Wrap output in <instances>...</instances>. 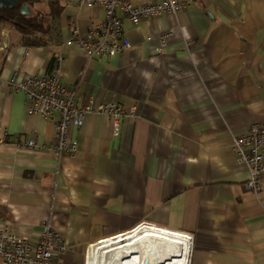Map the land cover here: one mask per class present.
<instances>
[{
	"label": "crops",
	"instance_id": "0c3cea01",
	"mask_svg": "<svg viewBox=\"0 0 264 264\" xmlns=\"http://www.w3.org/2000/svg\"><path fill=\"white\" fill-rule=\"evenodd\" d=\"M61 1L45 45L2 30L0 222L34 240L49 220L66 243L52 264H88L92 244L140 225L190 237V264H264V179L249 189L232 150L234 135L264 121V0H176L177 14L137 25L117 9L130 46L91 59L68 39L104 9ZM58 55L77 105L131 112L116 135L105 114L86 113L67 129L76 151L62 156L52 151L58 115L28 113L10 82L46 74Z\"/></svg>",
	"mask_w": 264,
	"mask_h": 264
},
{
	"label": "built area",
	"instance_id": "2783aa9c",
	"mask_svg": "<svg viewBox=\"0 0 264 264\" xmlns=\"http://www.w3.org/2000/svg\"><path fill=\"white\" fill-rule=\"evenodd\" d=\"M79 5L98 6L104 9L101 22H89L90 29L84 34L74 31L68 39L76 41L85 57L113 56L123 52L130 46L128 38L122 32V18L118 16L120 9L127 21L137 25L143 18L159 16L165 13L177 14L185 4L176 0H159L143 4H133L130 0H71ZM160 52L165 51L164 39L160 40ZM25 49L23 55L26 56ZM63 57L56 56L52 67L44 75L25 74L20 81L12 77V86L23 92L28 103V113H37L44 118L52 119L54 114L55 137L52 151L55 156L72 155L76 151V141L68 138L69 125L80 126L86 113H103L110 121L113 134H118L120 123L129 117L131 112L125 111L120 104L102 101L97 105L79 106L75 103L73 87L60 81V66ZM27 148L36 146L28 139ZM232 150L236 160L248 168L249 177L246 186L258 193L264 179V121L253 123L241 134L232 138ZM140 225L134 230L143 229ZM132 230L131 232H133ZM128 233L114 236L112 242L125 239ZM190 239V238H189ZM192 242V241H191ZM66 248L61 235L54 229L49 220H43L36 239L16 233L7 222H0V260L6 264H52L53 257Z\"/></svg>",
	"mask_w": 264,
	"mask_h": 264
},
{
	"label": "bare ground",
	"instance_id": "6f19581e",
	"mask_svg": "<svg viewBox=\"0 0 264 264\" xmlns=\"http://www.w3.org/2000/svg\"><path fill=\"white\" fill-rule=\"evenodd\" d=\"M189 238L181 232L147 225L120 241L107 239L92 244L88 264H190Z\"/></svg>",
	"mask_w": 264,
	"mask_h": 264
},
{
	"label": "trees",
	"instance_id": "16d2710c",
	"mask_svg": "<svg viewBox=\"0 0 264 264\" xmlns=\"http://www.w3.org/2000/svg\"><path fill=\"white\" fill-rule=\"evenodd\" d=\"M26 4L29 14H22L20 8ZM64 3L61 0H17L14 8L0 7V45L2 30L11 28L18 33L20 42L26 46H41L50 42V31L61 15ZM54 59L49 64L52 67Z\"/></svg>",
	"mask_w": 264,
	"mask_h": 264
},
{
	"label": "water",
	"instance_id": "95a60500",
	"mask_svg": "<svg viewBox=\"0 0 264 264\" xmlns=\"http://www.w3.org/2000/svg\"><path fill=\"white\" fill-rule=\"evenodd\" d=\"M17 6V0H0V7L14 8ZM22 14H29V10L26 4H23L20 8Z\"/></svg>",
	"mask_w": 264,
	"mask_h": 264
}]
</instances>
